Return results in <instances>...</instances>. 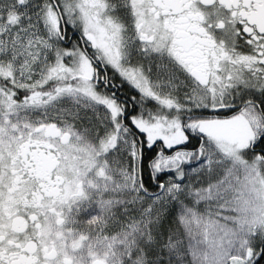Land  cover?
Returning a JSON list of instances; mask_svg holds the SVG:
<instances>
[{
    "label": "snow or ice",
    "instance_id": "snow-or-ice-1",
    "mask_svg": "<svg viewBox=\"0 0 264 264\" xmlns=\"http://www.w3.org/2000/svg\"><path fill=\"white\" fill-rule=\"evenodd\" d=\"M0 264H264V0H0Z\"/></svg>",
    "mask_w": 264,
    "mask_h": 264
},
{
    "label": "flooded vegetation",
    "instance_id": "flooded-vegetation-1",
    "mask_svg": "<svg viewBox=\"0 0 264 264\" xmlns=\"http://www.w3.org/2000/svg\"><path fill=\"white\" fill-rule=\"evenodd\" d=\"M34 163L39 170H43L49 166V158L44 156L42 153L39 155H36L34 158Z\"/></svg>",
    "mask_w": 264,
    "mask_h": 264
}]
</instances>
